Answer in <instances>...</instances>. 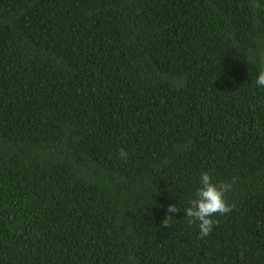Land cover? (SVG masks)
Here are the masks:
<instances>
[{"label":"trees","instance_id":"1","mask_svg":"<svg viewBox=\"0 0 264 264\" xmlns=\"http://www.w3.org/2000/svg\"><path fill=\"white\" fill-rule=\"evenodd\" d=\"M262 60L264 0H0V264H264Z\"/></svg>","mask_w":264,"mask_h":264},{"label":"clouds","instance_id":"2","mask_svg":"<svg viewBox=\"0 0 264 264\" xmlns=\"http://www.w3.org/2000/svg\"><path fill=\"white\" fill-rule=\"evenodd\" d=\"M262 67L256 78L258 86H264V60L261 61ZM128 152L121 149L119 156L123 160H127ZM232 185L229 183H213L212 177L208 172L200 174V187L195 191V198L191 199L188 206L183 209L185 216L188 217V223L192 224L199 222L200 238L208 236L215 223L212 219L216 214L224 215L232 211V206L225 201V194L231 190ZM181 209L176 205L169 204L167 207L168 213H177ZM172 216L166 215L161 223L168 227Z\"/></svg>","mask_w":264,"mask_h":264},{"label":"bare ground","instance_id":"3","mask_svg":"<svg viewBox=\"0 0 264 264\" xmlns=\"http://www.w3.org/2000/svg\"><path fill=\"white\" fill-rule=\"evenodd\" d=\"M200 120V119H199ZM200 123V122H199ZM201 124V123H200ZM178 180V179H177ZM228 196V195H227ZM37 261V260H36Z\"/></svg>","mask_w":264,"mask_h":264}]
</instances>
